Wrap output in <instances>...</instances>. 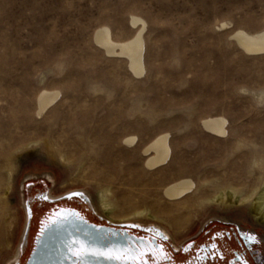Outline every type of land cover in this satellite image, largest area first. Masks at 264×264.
Segmentation results:
<instances>
[{"label":"rangeland","instance_id":"1","mask_svg":"<svg viewBox=\"0 0 264 264\" xmlns=\"http://www.w3.org/2000/svg\"><path fill=\"white\" fill-rule=\"evenodd\" d=\"M132 15L147 24L139 77L94 41L101 27L129 38ZM238 28L264 29V0H0V264L23 237V188L45 179L53 197L85 192L102 217L104 191L123 217L114 223L160 227L176 244L211 220L264 236L249 212L264 188V56L238 49ZM41 90L59 94L37 116ZM210 116L226 119L224 137L201 127ZM160 133L170 160L148 172L139 151ZM130 136L135 150L122 144ZM180 177L195 190L167 200Z\"/></svg>","mask_w":264,"mask_h":264},{"label":"flooded vegetation","instance_id":"2","mask_svg":"<svg viewBox=\"0 0 264 264\" xmlns=\"http://www.w3.org/2000/svg\"><path fill=\"white\" fill-rule=\"evenodd\" d=\"M23 189L30 216L11 264H73L70 244L88 250L84 264H264V236L238 223L211 220L192 237L176 244L169 234L152 226L108 225L82 199L53 197L47 179L28 182ZM79 219L93 229L84 235L86 241L77 231L62 236L68 242L56 243L64 250H48L45 257H32L38 241L52 226L57 222L77 223ZM48 237L59 238L56 234ZM252 237L255 240L250 242Z\"/></svg>","mask_w":264,"mask_h":264},{"label":"bare ground","instance_id":"3","mask_svg":"<svg viewBox=\"0 0 264 264\" xmlns=\"http://www.w3.org/2000/svg\"><path fill=\"white\" fill-rule=\"evenodd\" d=\"M130 25L135 31L125 40H115L112 37L111 31L107 27H101L97 30L94 41L108 57L123 59L126 63L127 71L131 75L139 77L144 72L143 34L147 28V24L141 17L132 15L130 17ZM228 25V23H222L219 27L226 29ZM229 38L235 42L238 49L244 55L249 57L264 56V29L258 32H248L244 29L238 28L232 32ZM58 94V92L51 90H41L38 94L36 115L42 116V114L56 102ZM262 98H264V92L261 95V99ZM226 123V119L221 116H210L203 119L200 124L206 133L217 138H222L226 135ZM136 140L135 136L125 137L122 140V144L128 148L134 149ZM139 154L141 158H143L142 166L144 170L154 172L163 167L165 168V166L168 165L171 155L169 134L160 133L156 135L140 149ZM261 159L254 158L252 164L258 166L261 165ZM195 187V183L191 179L180 177L167 183L163 187L162 196L169 201H177L193 193ZM216 187L221 190L218 186ZM262 190L261 193H258L259 195L255 197V201H251L252 203H250L249 212L258 224L264 226V191ZM235 194L236 192L234 190H232V193H229V195L227 193H220L218 195V201L225 203V198H228L226 201L231 203ZM97 204L99 212L107 220L111 222L123 221V217L119 216V212L114 209L115 207L109 202V200H106L104 191L99 193ZM174 225L175 227L178 226V228L181 226L178 223H174ZM166 233L168 234V232Z\"/></svg>","mask_w":264,"mask_h":264},{"label":"water","instance_id":"4","mask_svg":"<svg viewBox=\"0 0 264 264\" xmlns=\"http://www.w3.org/2000/svg\"><path fill=\"white\" fill-rule=\"evenodd\" d=\"M65 198H71V197H77L82 199L84 202L88 203L91 206L92 211L94 212V214L100 219L105 221L108 225H119V226H127V227H140V224L137 223H114L111 222L107 219H105L104 217H102L101 215H98V213H96V211L94 210V208L92 207V202L90 200V197L83 191H72L66 195H64ZM25 211H26V219L29 220V216H30V211L29 208L27 207V205L25 204ZM59 216V214H58ZM61 216L65 217V215ZM66 217H68V214L66 215ZM27 225V223H26ZM155 229H157L159 232L164 234V231H162V229H160V227L157 226H153ZM92 226L90 224H87V222L85 220L79 219V221L77 223H72V222H67V223H59L57 222V224H55L54 226H52V228H50L48 230V235L43 236L42 239H40L38 241L37 247H36V251L34 253V255L32 257H45V254L48 250H56V251H61L64 250L65 247L60 245V244H56V243H65L68 242L69 239H65L63 238L64 236H69L72 233L74 234L75 232H80L83 236V241H86V239L84 238V235L89 234V232H91ZM54 235L56 234L57 236H59V238H49V235ZM63 236V237H62ZM79 240V239H78Z\"/></svg>","mask_w":264,"mask_h":264},{"label":"snow or ice","instance_id":"5","mask_svg":"<svg viewBox=\"0 0 264 264\" xmlns=\"http://www.w3.org/2000/svg\"><path fill=\"white\" fill-rule=\"evenodd\" d=\"M254 240H255V238L252 237L250 242H252ZM68 251H69L70 255H73L75 257L73 264H84V260L87 257V255L89 254L87 249L82 250L80 248H77L75 244H70L68 247ZM241 264H247V262L242 261Z\"/></svg>","mask_w":264,"mask_h":264}]
</instances>
